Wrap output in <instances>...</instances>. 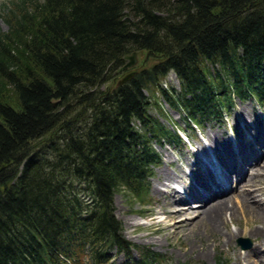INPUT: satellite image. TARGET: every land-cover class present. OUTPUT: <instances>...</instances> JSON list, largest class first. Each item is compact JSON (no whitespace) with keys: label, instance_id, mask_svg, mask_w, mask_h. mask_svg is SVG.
Wrapping results in <instances>:
<instances>
[{"label":"trees","instance_id":"trees-1","mask_svg":"<svg viewBox=\"0 0 264 264\" xmlns=\"http://www.w3.org/2000/svg\"><path fill=\"white\" fill-rule=\"evenodd\" d=\"M1 8L0 264H113L112 249L125 264L163 262L123 234L113 204L116 192L147 203L153 142L183 141L151 115L150 96L161 92L191 128L222 119L235 97L264 103V0ZM133 50L144 62L119 82ZM170 70L179 88L162 85Z\"/></svg>","mask_w":264,"mask_h":264},{"label":"rangeland","instance_id":"rangeland-1","mask_svg":"<svg viewBox=\"0 0 264 264\" xmlns=\"http://www.w3.org/2000/svg\"><path fill=\"white\" fill-rule=\"evenodd\" d=\"M8 1L13 0H0V13L3 11L1 3ZM0 28L3 31L7 30V23L2 17H0ZM143 56L140 57L139 53L136 55V62L133 65L135 68L144 62ZM153 60L150 59L151 62ZM162 85L167 89L171 85L179 88L178 78L172 70L163 78ZM150 100L149 112L151 115L167 125H170L171 122L175 123L177 129L186 136L179 144L153 142L159 153V160L157 164H154L152 175L149 177L147 203L129 202L123 192L114 194V213L121 220L123 234L139 246H148L152 250L162 253L165 259L159 264H264L261 260L264 258V248L257 244L260 237L251 233L249 229L252 224L264 225V213L260 211V217H256L252 213V217H250L248 211L251 209L242 207L240 202L241 200L243 202L245 197L241 194L244 195L246 192L250 193L252 199V202L247 205L258 207L256 206L257 201L264 205V158L256 159L260 164L255 166L252 162L247 164L246 161L247 155L255 160L260 156L259 152L261 155L264 153V103H258L252 97L244 99L235 97L234 105L224 112L222 119H209L204 121L201 126H193L194 124L189 122L192 125L191 128L184 122L182 112L172 107L161 92L154 90ZM248 141H252L254 146H251ZM246 142H248L249 150L247 148L243 150ZM204 147L209 148V156L213 149L217 154L218 150L221 151L226 158L223 160L225 164L229 161L232 163L230 159L232 151L234 148H240L241 157L239 155L236 159L247 164H245L247 171L245 169L244 177L239 181L238 187L231 191V197L229 196V199L231 198L230 207H235L232 217L231 211L228 209L222 217L220 227H215L217 229H212L206 222L194 223L196 229L191 233L192 231L190 232L184 223L174 228L170 224L173 218L171 219L163 211L166 207L173 209V204L177 207L184 205L180 202H173L174 197L170 194L172 189L168 187L169 185L185 184L189 186L199 183L194 162L195 156L199 155L201 150L206 149ZM165 169L169 170L177 179L172 182L166 181L169 183L167 186L164 184L163 171ZM202 185L205 188L204 182ZM188 196L191 197V193H188ZM261 204L258 203L259 206ZM187 215L193 216L192 213ZM251 218L254 220L251 221ZM238 229L240 233L237 235L229 236L227 233L228 230ZM239 237L249 239L251 245L241 249L237 243ZM130 251L131 256H138L137 248L133 247ZM111 255L113 264H125L128 259L124 252H118L115 249L111 250ZM219 256L221 259H218Z\"/></svg>","mask_w":264,"mask_h":264},{"label":"bare ground","instance_id":"bare-ground-1","mask_svg":"<svg viewBox=\"0 0 264 264\" xmlns=\"http://www.w3.org/2000/svg\"><path fill=\"white\" fill-rule=\"evenodd\" d=\"M259 157L264 158V153H263V155L260 154ZM246 161H247V164L252 162V164H254L253 166L260 164L259 161L254 160V158H252V157L250 158L249 155L246 156ZM212 162H213V160H212ZM210 163H211V161L208 164V161L205 160V168H206L207 172L202 173V178H203L202 181L206 184V186H204V187L207 188L209 191V194H211V195L206 194L205 198L202 195H198L197 193L194 192V185L190 184L189 186H186L185 184L181 185L179 183L180 184L179 187L175 186L176 188H174V185H169L168 182H170V181L172 182L173 180L176 181L177 179H176V177H174V175L169 170L165 169L163 171V174L165 177L164 184L166 186L169 185L168 187H171L172 192L170 194H172V196L174 197L173 202L174 203L180 202V203L184 204V205L179 206V207H177L175 204H173V206H174L173 209H168L166 207L165 211H163V213H167L171 219L173 218L172 221L170 222V224L172 226H174V228L178 227L181 223H184L185 227H187V229H189V231L190 232L192 231L191 233H193V232H195L194 230L196 229L197 223L206 222V224H209L212 227V229H217L218 227H220L222 217L226 214L228 209L231 211V217H232V213H233V210L235 209V207L234 206L230 207V205H229V202L231 201L230 200L231 198L229 199V196L231 197V189H229L226 192H221V191L226 189V187H223V184H224L223 181L229 176L230 171L232 169H235V166L233 165V163H231V161H229L225 164L222 159H218L215 167H211ZM188 164H189V162H188ZM166 181H168V182H166ZM219 183H222V184L218 185ZM249 184H250V182H249ZM182 186L184 189L182 188ZM217 187H218V189H217ZM220 187H223V188H220ZM185 192H186V194H185ZM188 193H191V197L188 196ZM241 195L246 197V198L245 197L243 198V202H242V200L240 201L242 207L251 209L248 211L250 217H252V215H251L252 213L256 217H260L261 212L264 213V205L261 204L262 202L260 203L259 201H257L256 206H258V207L252 206L254 208L253 209L251 207V205L250 206L247 205V203L252 202L250 193L244 192V195L243 194H241ZM194 202H195V205H193ZM258 203L261 205L259 206ZM245 206H247V207H245ZM189 213H192L193 216L187 215ZM188 220H190V221L187 222ZM197 220H199V221H197ZM253 220L254 219L251 218V221H253ZM194 223H196V224H194ZM215 227H217V228H215ZM212 229H210V230H212ZM249 229H250L251 233H254L260 237V241H258L257 244H258V246H262V248H264V225L257 226L256 224H252V225H250ZM227 233L229 234V236L237 235L240 233V230L239 229L238 230H228ZM259 257H261V256H259ZM261 260L264 263V258ZM249 264H252V263H249Z\"/></svg>","mask_w":264,"mask_h":264},{"label":"water","instance_id":"water-1","mask_svg":"<svg viewBox=\"0 0 264 264\" xmlns=\"http://www.w3.org/2000/svg\"><path fill=\"white\" fill-rule=\"evenodd\" d=\"M138 54V52L136 50H133L130 53H126L123 55V58L125 59L124 63L119 67L118 70L124 69V68H131L128 72L125 73V75H123V77H121V79L119 80V82H123L125 80H127L128 78H130L133 73L135 72V67L133 66L136 62V55ZM140 57H142L144 54L142 52L139 53ZM107 83H105L106 85ZM55 101V100H53ZM237 243L242 247V248H246L250 246V240L246 239L244 237H239L237 239Z\"/></svg>","mask_w":264,"mask_h":264}]
</instances>
